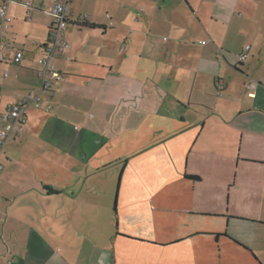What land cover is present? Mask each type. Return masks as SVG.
Returning a JSON list of instances; mask_svg holds the SVG:
<instances>
[{
	"label": "crops",
	"instance_id": "0c3cea01",
	"mask_svg": "<svg viewBox=\"0 0 264 264\" xmlns=\"http://www.w3.org/2000/svg\"><path fill=\"white\" fill-rule=\"evenodd\" d=\"M140 12L118 31L68 17L52 108L29 109L0 155V264H264V0ZM46 25L20 64L0 63L3 104L38 91Z\"/></svg>",
	"mask_w": 264,
	"mask_h": 264
},
{
	"label": "built area",
	"instance_id": "2783aa9c",
	"mask_svg": "<svg viewBox=\"0 0 264 264\" xmlns=\"http://www.w3.org/2000/svg\"><path fill=\"white\" fill-rule=\"evenodd\" d=\"M35 1L0 0V63L10 61L18 65L25 59L24 44L18 43L9 35L13 20L9 15V7L11 4L16 3L30 10L34 8ZM71 1L41 0L43 9H45L44 12L52 16V23L48 28L47 40L39 45L41 53L36 59L35 74L39 80V89L35 93L28 92L21 99L5 104L2 103L0 91V155L9 141L19 138L22 134L27 119L26 113L29 109L49 112L52 108L51 99L55 94L54 87L62 79V74L55 65V60L61 57L70 47L66 38V24ZM106 19L109 22L108 26L112 27L113 21L108 14H106ZM27 20H29V17ZM75 20L76 24H84L87 21L86 17L82 15ZM201 43L203 44L205 41H201ZM245 58V53L240 56L241 61ZM3 75L6 77L7 72H4ZM255 85L256 83L251 81L248 87L253 89ZM1 172L2 165L0 163V174Z\"/></svg>",
	"mask_w": 264,
	"mask_h": 264
},
{
	"label": "rangeland",
	"instance_id": "374dc122",
	"mask_svg": "<svg viewBox=\"0 0 264 264\" xmlns=\"http://www.w3.org/2000/svg\"><path fill=\"white\" fill-rule=\"evenodd\" d=\"M145 0H72V3L70 4V8L72 10V15H69L68 17L70 19H76L78 16H85L86 19L89 21V23H94L95 25L101 24V23H107L106 21V14H108L112 21H115V18L117 17H128L131 21L136 19L137 17H142V14L140 12L141 5H143ZM35 9L39 10H29L25 8L22 5H12L10 9L9 15L13 19L12 26L9 29V34L11 37L15 38V40L18 43H25L26 46L30 45L32 41H38L41 42L45 39V35L47 33V28L43 29V27L48 23L47 25H50L52 23V16L47 14L45 9H42L40 7L34 6ZM30 13V14H29ZM29 17V20H27ZM115 23V22H114ZM46 25V26H47ZM114 29L118 31L120 28L115 23ZM109 30V29H107ZM33 189H39L38 186L35 185L32 186ZM41 189V186H40ZM32 208V214L35 212V210L38 208V205H30ZM38 216L37 215H31L26 220L28 222L27 225H25V229L29 230L30 237L27 236L26 233H24V237L26 235V240H31V242L36 241L37 237L33 234V232L30 230L31 224H35L37 221ZM24 225V224H23ZM261 230H264L261 229ZM0 234L3 236V233H1L0 228ZM23 237V238H24ZM260 239L264 238V231L259 236ZM11 242L14 247H17V249L22 248V243L19 239L14 240L11 237ZM18 244V245H16ZM57 247H61L59 244V236L55 235L48 239L47 241V251L48 253L52 249H56ZM238 252H241L237 250ZM150 252L149 249L146 247H142V249L139 251V254L141 255H147ZM222 254L226 253L228 256L232 255V251L229 250L226 251L225 248L222 250ZM153 255L162 256L161 251H153ZM246 257L248 255L244 254ZM235 256V255H233ZM238 258V261L236 259H232L233 264H250L246 259H244L243 254L236 255ZM231 263V264H232ZM24 264H39L38 257L35 256H27L26 262ZM80 264H88L87 261H82Z\"/></svg>",
	"mask_w": 264,
	"mask_h": 264
},
{
	"label": "trees",
	"instance_id": "16d2710c",
	"mask_svg": "<svg viewBox=\"0 0 264 264\" xmlns=\"http://www.w3.org/2000/svg\"><path fill=\"white\" fill-rule=\"evenodd\" d=\"M78 27H84V28H88V29H94V28H98L99 26H95V25H92L90 23H84V24H77ZM191 179H194L196 180L197 178L196 177H191Z\"/></svg>",
	"mask_w": 264,
	"mask_h": 264
}]
</instances>
